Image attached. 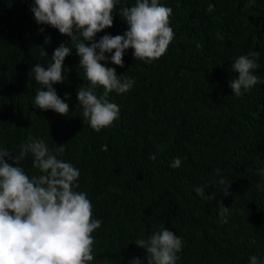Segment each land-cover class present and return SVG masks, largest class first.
Listing matches in <instances>:
<instances>
[{"label":"trees","instance_id":"16d2710c","mask_svg":"<svg viewBox=\"0 0 264 264\" xmlns=\"http://www.w3.org/2000/svg\"><path fill=\"white\" fill-rule=\"evenodd\" d=\"M135 2L117 0L113 26L95 40L122 35L128 24L119 8ZM158 2L173 10L174 38L150 63L135 59L131 48L123 67L101 61L135 83L126 93L109 94L119 115L97 132L78 104L77 89L90 82L75 48L63 63L66 80L53 85L62 99L70 93L67 116L33 107L42 85L30 69L47 67L56 47L76 41L37 24L34 0H0V149L19 152L29 137L43 138L53 152L64 145L58 158L80 170L77 190L88 194L93 218L103 221L92 233L89 264H131L134 257L146 264V251L135 241L161 227L182 238L177 264H249L251 255L264 261V83L241 96L229 86L237 75L232 63L252 51L259 53L255 72L264 81V0ZM177 157L181 165L170 167ZM32 159L28 154L21 163L30 177L40 174ZM221 178L231 182L228 196L215 187ZM199 186L216 200L201 198ZM217 201L230 207L227 223Z\"/></svg>","mask_w":264,"mask_h":264},{"label":"clouds","instance_id":"9594fccd","mask_svg":"<svg viewBox=\"0 0 264 264\" xmlns=\"http://www.w3.org/2000/svg\"><path fill=\"white\" fill-rule=\"evenodd\" d=\"M116 6L117 0H34L31 11L37 24L50 25L76 41L72 48L63 42L56 47L47 67L37 63L30 69L35 81L42 85L36 90L34 108L67 116L70 107L66 101L70 93L66 92L62 99L53 85L66 80L63 63L75 48L80 68L90 82L88 88L77 89L83 120L99 132L117 119L120 109L110 102L109 94L126 93L135 81L117 74L115 68L101 61L110 59L123 67L124 53L131 48L135 59L150 63L165 54L174 31L169 26L173 11L170 7L158 0H136L133 6L119 8L121 19L128 24L122 35L105 34L95 40L97 33L113 26ZM214 7L209 4L206 11L212 12ZM76 33L82 35L83 41ZM50 41L51 37H46L45 43ZM40 49V55L47 56ZM105 53L113 54L108 57ZM258 59L259 53L252 51L232 63V71L237 75L229 81V86L236 96L264 83L255 72L260 67ZM98 86L103 88L101 95L96 92ZM64 152L63 144L53 152L43 138L31 137L19 146V152L0 149V264H89L94 260L92 233L103 221L93 218L88 194L77 190L80 170L58 158ZM28 154L39 175L30 177L21 166ZM150 159L155 161L156 156L151 155ZM181 163L180 158H174L170 167L177 168ZM260 171L264 174V169ZM230 185L231 182L221 178L215 187L228 196ZM194 190L207 201L216 200L215 192L206 195L204 186ZM217 206L223 222L227 223L230 207L224 206L223 201H217ZM135 243L146 251V264H177L178 253L183 248L182 238L164 227ZM131 264H144V261L134 257ZM249 264H264V261L251 255Z\"/></svg>","mask_w":264,"mask_h":264}]
</instances>
